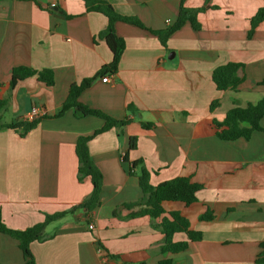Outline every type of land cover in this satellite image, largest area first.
I'll return each mask as SVG.
<instances>
[{"label":"crops","instance_id":"1","mask_svg":"<svg viewBox=\"0 0 264 264\" xmlns=\"http://www.w3.org/2000/svg\"><path fill=\"white\" fill-rule=\"evenodd\" d=\"M107 1L151 30L171 26L180 4ZM41 3L56 5L61 13ZM183 5L196 8L203 0H184ZM208 5L216 8L197 14L200 28L185 22L168 37L166 47L145 28L115 23L125 44L117 71L94 80L78 101L130 122L88 141L102 174L100 204L88 215L76 209L48 223L44 234L49 238L29 244L35 264H157L164 258H171V264H256L264 240V131L255 130L248 139L221 140L207 121L264 96V19L247 37L249 19L264 0H209ZM106 22L100 12L87 11L83 0H0V99H7L0 123L30 120V109L38 110L31 117L37 125L24 135L0 128V217L7 227L24 229L40 222L46 213L80 203L92 189L88 176L77 179L74 146L103 120L75 116L72 109L56 114L70 84L109 62L111 52L98 37ZM229 61L243 64L238 70L242 81L236 90H217L211 71ZM17 66L50 69L54 83L47 86L31 76L10 88V72ZM214 99L218 105L210 111ZM260 125L264 127V114ZM131 136L136 147L128 150ZM137 159L149 170L152 185L179 175L203 185L188 205L161 203L201 232L185 250L159 251L163 234L152 225L160 218L112 214L142 196L137 168L129 173L130 162ZM206 210L214 217L200 220ZM186 239L182 232L173 235L174 241ZM0 264H25L17 240L1 231Z\"/></svg>","mask_w":264,"mask_h":264},{"label":"trees","instance_id":"2","mask_svg":"<svg viewBox=\"0 0 264 264\" xmlns=\"http://www.w3.org/2000/svg\"><path fill=\"white\" fill-rule=\"evenodd\" d=\"M184 0H180L179 11L174 23L166 28L151 30L140 21L137 16L124 15L118 13L107 0H83L87 11L100 12L106 17L105 27L98 33V37L105 41L111 58L109 62L102 64L93 75L81 79L77 83L70 84L67 96L56 115L72 109L75 116L93 115L101 118L103 124L95 129L89 135L79 136L75 141V155L77 157V179L81 181L84 177L90 178L92 189L90 193L78 204L67 209L45 214L44 219L24 229H12L7 227L0 217V231L5 233L18 242V246L24 256L25 264H35L33 255L29 250V244L32 241H43L49 236L44 234L45 226L57 220L67 213L74 212L76 209H82L85 214H90L100 204V193L102 188V174L94 161L92 160L89 150L88 141L96 134L103 132L111 127H121L128 122L129 118L116 119L100 109L88 107L78 101L79 94L89 87L97 78L114 74L117 71L119 60L124 49V40L115 32L116 22H125L149 30L156 35L163 47L167 46L168 37L185 22H189L194 29H199L201 24L197 19V14L206 8H216L208 5L209 0H203V5L196 8H189L183 5ZM264 19V7L259 8L249 19V28L247 37H251L255 27ZM242 63L229 61L215 67L211 71V79L217 90H236L241 83L242 78L238 70ZM35 76L37 80L47 86L54 83L53 71L50 69L35 70L28 66L13 67L10 72L9 87L27 77ZM7 99H0V111L6 106ZM218 105V99L209 103V110L212 111ZM129 110H133L132 105H127ZM264 114V96L255 103H248L243 107H232L228 109L222 119L210 118L207 121V128L221 140H235L239 137L248 139L255 130L264 131L260 125V119ZM38 119L22 120L10 123H0V128L9 127L17 129L20 135L34 128ZM152 123H142L147 127ZM136 147V137L131 136L128 142V150ZM124 162H128L126 154L122 157ZM137 168L138 185L142 191V196L136 201L126 202L113 209L112 214L122 218H132L137 216H149L151 218H160L158 223L152 225L153 229L163 234L162 243L158 249L160 252L177 253L187 248L190 241H196L201 238V232L192 230L189 226V220L181 215L177 210L166 212L161 203L164 200L181 201L188 205L197 200L196 193L203 185L193 181L190 176L179 175L168 180L162 181L156 185L149 182L150 172L144 166L142 159L133 160L129 165V173L134 174L133 169ZM214 217L210 210H206L199 215L200 220H210ZM182 232L187 239L183 241H174L173 235ZM261 251L255 259L256 264H264V240L260 242ZM116 257L115 255H111ZM171 258H164L157 264H171ZM131 264V263H130ZM140 264V263H134Z\"/></svg>","mask_w":264,"mask_h":264},{"label":"water","instance_id":"3","mask_svg":"<svg viewBox=\"0 0 264 264\" xmlns=\"http://www.w3.org/2000/svg\"><path fill=\"white\" fill-rule=\"evenodd\" d=\"M41 6H42V7H49L50 9H53V10L57 11L58 14L61 13V11L58 10V7H57L56 5H48V4H46V3H41ZM169 57H171V55H170Z\"/></svg>","mask_w":264,"mask_h":264},{"label":"built area","instance_id":"4","mask_svg":"<svg viewBox=\"0 0 264 264\" xmlns=\"http://www.w3.org/2000/svg\"><path fill=\"white\" fill-rule=\"evenodd\" d=\"M36 113H38V110H37V107H32L31 109H30V112H29V118H30V120H31V117L34 115V114H36ZM89 228H92V225L91 224H89Z\"/></svg>","mask_w":264,"mask_h":264}]
</instances>
